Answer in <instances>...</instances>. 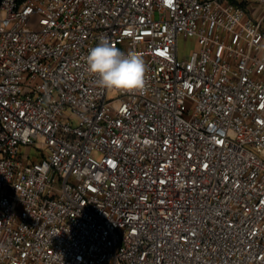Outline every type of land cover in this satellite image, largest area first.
Segmentation results:
<instances>
[{"label": "built area", "instance_id": "1", "mask_svg": "<svg viewBox=\"0 0 264 264\" xmlns=\"http://www.w3.org/2000/svg\"><path fill=\"white\" fill-rule=\"evenodd\" d=\"M101 37L143 92L97 85ZM0 243V264H264V0H0Z\"/></svg>", "mask_w": 264, "mask_h": 264}, {"label": "clouds", "instance_id": "2", "mask_svg": "<svg viewBox=\"0 0 264 264\" xmlns=\"http://www.w3.org/2000/svg\"><path fill=\"white\" fill-rule=\"evenodd\" d=\"M87 71L97 77L99 87L122 92H143L145 89L146 65L135 52L127 54L101 37L97 46L86 56ZM9 248L0 243V259L8 257Z\"/></svg>", "mask_w": 264, "mask_h": 264}, {"label": "rangeland", "instance_id": "3", "mask_svg": "<svg viewBox=\"0 0 264 264\" xmlns=\"http://www.w3.org/2000/svg\"><path fill=\"white\" fill-rule=\"evenodd\" d=\"M195 47V39L194 38H180L178 42V52L179 56L186 57L189 55L190 51L193 50ZM33 157H36V152L33 149Z\"/></svg>", "mask_w": 264, "mask_h": 264}]
</instances>
